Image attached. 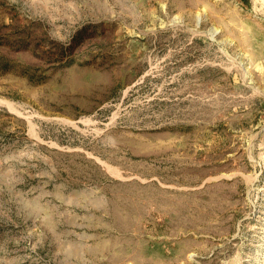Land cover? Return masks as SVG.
Wrapping results in <instances>:
<instances>
[{
    "label": "rangeland",
    "instance_id": "obj_1",
    "mask_svg": "<svg viewBox=\"0 0 264 264\" xmlns=\"http://www.w3.org/2000/svg\"><path fill=\"white\" fill-rule=\"evenodd\" d=\"M0 264H264V0H0Z\"/></svg>",
    "mask_w": 264,
    "mask_h": 264
}]
</instances>
